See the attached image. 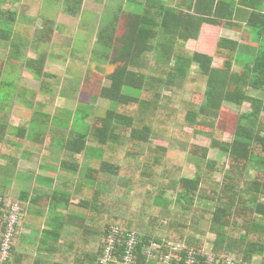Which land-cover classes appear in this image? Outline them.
<instances>
[{
  "label": "trees",
  "instance_id": "1",
  "mask_svg": "<svg viewBox=\"0 0 264 264\" xmlns=\"http://www.w3.org/2000/svg\"><path fill=\"white\" fill-rule=\"evenodd\" d=\"M259 4L252 5L258 11L248 17L259 37L258 51L246 54L250 55L247 60L240 59L245 54L238 52V43L221 38L216 52L226 58L220 67L214 65L212 55L186 46L188 40L199 38L204 23H216L211 17L200 16L202 13H184L161 0H145L131 10L119 5L111 22L104 23L101 17L92 53L101 65L119 64L107 76L110 84L99 92L101 99L115 106L106 110L100 124L90 126L88 134L73 135L66 144L70 152L81 153L88 140L96 143L102 165L94 178V197L88 202L94 208L86 216L67 215L62 220L57 237L63 243L54 247V260L45 264H97L113 226L140 238L138 264L148 260L153 264L145 254L151 241L201 249L205 243L200 237L205 234L200 225L204 209L192 205L194 197L214 204L208 229L215 236V253L234 254L249 263L259 256L264 264V179L243 185L242 169L248 178L244 166L237 173H224L221 182H216L212 179L215 165L210 161L193 179L183 176L193 136L186 128L196 132L201 131L197 126L214 128L222 120L226 104L245 103L250 110L235 117L233 139L222 145L237 163L258 164L264 172V157L253 151L255 144L264 147V13ZM221 9L216 7L215 16ZM5 15L0 10V42L11 47L9 59L18 60L19 47H28L30 42L14 40L16 18L10 21ZM46 60L43 53L25 64L42 79L47 76ZM235 63L242 66L241 72L233 70ZM193 68L197 70L194 74ZM4 69L0 58V86ZM250 90L262 94L253 96ZM196 95L202 97L201 102L195 101ZM217 134L215 129L213 136ZM207 153L205 148L204 159ZM201 185L210 191L200 190ZM168 191L186 201L180 211H169L164 221L170 203L165 198ZM19 204L22 215L23 204ZM236 214L244 215L242 226L233 219ZM3 217L1 212L0 220ZM88 219L91 225H86ZM22 239L11 247L10 258L3 264L18 263L25 250Z\"/></svg>",
  "mask_w": 264,
  "mask_h": 264
},
{
  "label": "crops",
  "instance_id": "2",
  "mask_svg": "<svg viewBox=\"0 0 264 264\" xmlns=\"http://www.w3.org/2000/svg\"><path fill=\"white\" fill-rule=\"evenodd\" d=\"M117 1L116 5L121 4ZM144 1L135 0V3ZM161 1L184 13H202V17L215 19L214 24L202 25L198 39L186 43L192 50L212 55L215 66L220 67L226 58L216 52L221 38L237 42L240 53L258 51L259 37L249 26L248 17L258 11L251 7L259 3L264 13V0ZM87 2L84 0V3ZM97 2L104 5V0ZM218 6L222 9L215 16ZM32 43L30 40L28 47H32ZM19 49L21 56L17 61L9 59L11 47L0 48V52L6 53L2 59L5 69L0 86V195L23 204L22 222L14 246L22 237L25 250L17 264H45L54 260V247L63 243L57 237V232L62 230V220L67 215L83 217L92 210L93 205L88 202L94 197V175L102 160L96 143L91 140L86 142L87 149L81 153H72L66 146L73 135L89 133L90 120L95 111L91 101H87L82 93L83 80H75L72 86L69 79L73 80L71 72L62 74L60 79L59 73H51L46 64V77L58 76L59 82L44 83V77L36 78L24 64V60H34L39 54L28 55V52L25 57L24 49ZM58 55L63 56L53 54L52 57L49 53V59L56 60L54 66H58V60L65 58ZM20 65L28 72L17 69ZM105 67L111 68L101 65V71ZM233 70L241 72L242 66L235 63ZM79 72L81 76L82 72ZM113 72H107V75ZM81 124L82 127H78ZM84 171L87 175L82 174ZM184 177L193 179L195 175ZM82 201L88 205H81ZM91 223L88 219L86 225Z\"/></svg>",
  "mask_w": 264,
  "mask_h": 264
},
{
  "label": "rangeland",
  "instance_id": "3",
  "mask_svg": "<svg viewBox=\"0 0 264 264\" xmlns=\"http://www.w3.org/2000/svg\"><path fill=\"white\" fill-rule=\"evenodd\" d=\"M97 1L98 0H93V2H91L88 0L87 3H84V0H0V10L6 13L4 18L10 21L11 19L16 18L14 31L17 36L14 37V40L16 41L19 39L20 43L23 44H25L26 41L29 43L30 40L33 42L32 47H21L24 49L25 57L28 55H42V53L47 54V60L45 63L51 73H59L61 79L63 77L62 74L71 72L73 80L71 78L69 79L72 86L76 83L75 80H83L82 83L80 82L81 89L83 90L82 93L85 95L86 100L91 101L95 107V111L90 120L91 125L100 124V118L104 116L106 110L115 106L112 105L111 102L104 101L99 97L101 88L110 84V81L107 78V72H113L116 69V65H118L110 63L106 64L111 66V68L105 67L104 70L101 71L102 68L99 69L101 63L98 62L97 58L92 53L93 46L96 43V34L98 32L100 19L103 17L104 23L108 22V20H110V22L114 20V12L116 8L118 9L119 5H122V8L126 10L138 7L135 0H104L103 6L99 5ZM116 1L117 4H121L116 5ZM123 25H125V21L121 22L120 28L118 26L120 32L122 31ZM79 31H83L84 33H80ZM0 48H6L5 43L0 42ZM28 52L29 54L27 55ZM49 53H51L52 57L53 54H62L65 58L58 60V66H54L53 63L56 60L52 57L49 59ZM244 54L245 55H240V59L247 60L250 58V55H246L249 53ZM5 56V52H0L1 60L5 58ZM63 56L58 55L59 58H63ZM216 63L218 65V62ZM23 66L20 65L17 69L22 70L24 69ZM24 70H26L25 72H28L26 68ZM79 71L82 72L81 76ZM196 71L197 70H194L193 68L192 74ZM14 75L15 71L12 76ZM59 77H44L43 81L48 84L55 82L57 84V82H59ZM261 94L262 93L259 91L250 90V95L261 96ZM195 101L201 102L202 97L196 95ZM249 110L250 105L248 103H245L242 106L226 104L222 114V120H219L214 128L197 126L201 130L199 132H196L197 129L195 131L193 128H186L187 131L193 133V136L191 141V151L187 156L183 176L192 177L201 173L203 167L206 166L207 161H210V163H214L215 165L216 170L212 179L216 182H221L224 173H237L238 168L241 171L244 166L248 170V174H246L248 178L244 177L245 173H243L244 169H242L240 177H242V180L244 181L243 185L250 184L252 179H264V172L258 164L252 163L246 165L245 162L237 163L231 156L226 154L225 148L222 145L223 143H230L233 139V133L235 130L234 125L236 122L235 117ZM78 127H82V124ZM215 129L219 130V134L213 136ZM163 145L166 144L163 143ZM197 147H199L197 152L193 154V150ZM205 148L208 149V153L207 157L204 159L202 154L204 153ZM253 151L255 154L264 157L263 146L255 144ZM101 165L98 166V170L101 169ZM82 174L85 175L86 172L84 171ZM94 176L96 177L97 174ZM200 190L205 191L206 193L210 191L207 185H201ZM165 198L168 199L170 203L168 205L169 207L163 213L162 219L164 221H166L169 211H180L183 209L182 203L186 201L184 198L181 199L178 193L172 191H168L165 194ZM5 201L7 204L14 203L20 206L18 201L9 199H5ZM192 205L204 209V217L201 220L200 225L201 229L205 231V234H202L200 237L205 241L204 245H206V249L209 251L213 249L214 244L212 241L215 239L214 234L208 229L213 216L214 204L202 197H194ZM21 218L20 215V222H22ZM243 218L244 215L239 216V214H236L233 219H236V221L242 226ZM4 220L5 216L0 220V227L5 224ZM18 228L16 234L18 233ZM15 242L16 236L11 243H6V245L13 247ZM1 244L2 242L0 243V247L2 246ZM260 262L261 260L259 256H255L251 261L253 264H260Z\"/></svg>",
  "mask_w": 264,
  "mask_h": 264
},
{
  "label": "built area",
  "instance_id": "4",
  "mask_svg": "<svg viewBox=\"0 0 264 264\" xmlns=\"http://www.w3.org/2000/svg\"><path fill=\"white\" fill-rule=\"evenodd\" d=\"M5 216V224L2 225V246L0 247V263H5L10 258L9 245L17 231L21 207L18 204H7L0 197V213ZM102 253L99 255L97 264H138V247L140 238L134 232H123L113 226L105 237ZM6 245V246H5ZM145 254L153 259V264H253L242 262L234 254H216L213 249L207 251L206 245L201 249L189 247L185 243L163 241L156 243L151 241L146 245ZM261 260V257H260ZM143 264H149V260ZM261 264V262H260Z\"/></svg>",
  "mask_w": 264,
  "mask_h": 264
},
{
  "label": "bare ground",
  "instance_id": "5",
  "mask_svg": "<svg viewBox=\"0 0 264 264\" xmlns=\"http://www.w3.org/2000/svg\"><path fill=\"white\" fill-rule=\"evenodd\" d=\"M72 12V11H71Z\"/></svg>",
  "mask_w": 264,
  "mask_h": 264
}]
</instances>
